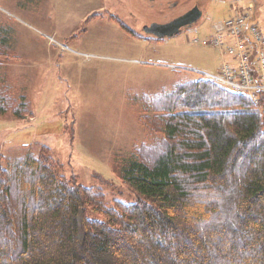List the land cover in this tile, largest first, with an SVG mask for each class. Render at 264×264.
Here are the masks:
<instances>
[{
  "label": "trees",
  "instance_id": "obj_1",
  "mask_svg": "<svg viewBox=\"0 0 264 264\" xmlns=\"http://www.w3.org/2000/svg\"><path fill=\"white\" fill-rule=\"evenodd\" d=\"M142 100L163 135L114 164L134 203L60 176L47 147L0 154V264H264V109L204 78Z\"/></svg>",
  "mask_w": 264,
  "mask_h": 264
},
{
  "label": "rangeland",
  "instance_id": "obj_2",
  "mask_svg": "<svg viewBox=\"0 0 264 264\" xmlns=\"http://www.w3.org/2000/svg\"><path fill=\"white\" fill-rule=\"evenodd\" d=\"M173 1L178 6L168 0H0V33L10 35V50L0 49V96L11 107L0 115L1 157L26 146L47 147L60 176L100 189L109 203L130 204L137 198L114 164L163 135L156 132L157 113L143 109V97L212 75L208 80L263 112L250 91V47L242 30L251 13L264 30V0ZM197 3L199 21L165 40H151L139 27ZM102 11L105 16L85 25L87 15ZM260 66L264 75L263 60ZM23 103L28 114L17 119L12 107Z\"/></svg>",
  "mask_w": 264,
  "mask_h": 264
},
{
  "label": "built area",
  "instance_id": "obj_3",
  "mask_svg": "<svg viewBox=\"0 0 264 264\" xmlns=\"http://www.w3.org/2000/svg\"><path fill=\"white\" fill-rule=\"evenodd\" d=\"M246 21L242 30L244 40L250 47V51L246 55L245 69L250 75L251 84L250 91L257 98L258 103L264 99V75L262 67L260 66L261 60L264 62V30L259 22H256L252 13L245 17ZM213 39H211L212 41ZM213 76L208 75L207 79ZM226 85V84H223ZM236 92H242V87L228 84Z\"/></svg>",
  "mask_w": 264,
  "mask_h": 264
},
{
  "label": "flooded vegetation",
  "instance_id": "obj_4",
  "mask_svg": "<svg viewBox=\"0 0 264 264\" xmlns=\"http://www.w3.org/2000/svg\"><path fill=\"white\" fill-rule=\"evenodd\" d=\"M146 1H148V2H154L155 0H146ZM168 2H169V5L168 6H170V4H175L176 6H178V1H173V0H168ZM199 9L201 12H202V15H203V10L200 8V5H199V3H197V4H195L192 8H190V9H188L187 11H185V12H183V13H181V14H179V15H177L176 17H173L172 19H170V20H167V21H165V22H162V23H159L158 21H151V22H145V23H143L142 24V27H141V25H140V21H137V19H135V21L136 22H133L135 25H140L139 27L141 28V30L143 31V33L145 34V35H147V38H151V40H165L166 38H160L158 35H156V34H154V33H147L146 31H145V29L147 28V27H150V26H152V25H154V24H169V23H171V22H173L174 20H177V19H179V18H183V17H186V16H189V15H192V12H193V10L194 9ZM104 11V10H103ZM103 11L102 12H96V13H93V14H90V15H87L86 16V18H85V25H87L89 22H91L93 19H98V18H102L103 16H105L106 14L105 13H103ZM109 13V15H110V19H117V20H119V21H121V22H123L122 20H120V16H119V14H116V13H112V12H108ZM138 20H140V19H138ZM120 23V22H119ZM123 24H125L124 22H123ZM140 28H138V29H140ZM185 28H188V27H185ZM184 29V28H183Z\"/></svg>",
  "mask_w": 264,
  "mask_h": 264
},
{
  "label": "water",
  "instance_id": "obj_5",
  "mask_svg": "<svg viewBox=\"0 0 264 264\" xmlns=\"http://www.w3.org/2000/svg\"><path fill=\"white\" fill-rule=\"evenodd\" d=\"M202 17V12L199 9H194L192 15L179 18L169 24H154L147 27L145 31L147 33H154L160 38H169L180 33L185 27H190Z\"/></svg>",
  "mask_w": 264,
  "mask_h": 264
}]
</instances>
